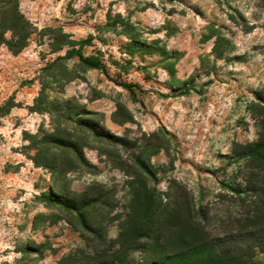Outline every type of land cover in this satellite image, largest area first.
I'll return each instance as SVG.
<instances>
[{"label":"rangeland","instance_id":"374dc122","mask_svg":"<svg viewBox=\"0 0 264 264\" xmlns=\"http://www.w3.org/2000/svg\"><path fill=\"white\" fill-rule=\"evenodd\" d=\"M19 10L27 46L0 45V264H150L169 252L120 238L145 190L188 195L218 252L264 264L227 187L243 164L232 148L256 139L264 0H19Z\"/></svg>","mask_w":264,"mask_h":264},{"label":"trees","instance_id":"16d2710c","mask_svg":"<svg viewBox=\"0 0 264 264\" xmlns=\"http://www.w3.org/2000/svg\"><path fill=\"white\" fill-rule=\"evenodd\" d=\"M32 33L29 20L19 10V0H0V45H5L14 53L20 52L28 44ZM78 61L90 68L102 69L99 60L73 52ZM131 93L135 84L118 82ZM250 110L257 120L256 139L246 143H236L232 148L234 156L241 158L239 182L228 184V190L242 207L237 229L248 236V250L264 253V89L254 95ZM37 163V161L35 160ZM51 162L46 167L55 168ZM122 227L121 239L130 248L138 238H145L154 246L169 252L151 261L150 264H257L254 252L247 256L234 252H218L220 239L214 238L202 220L204 211H194L188 195L174 196L171 201L145 190L136 192L134 205ZM150 244H145L147 248Z\"/></svg>","mask_w":264,"mask_h":264}]
</instances>
